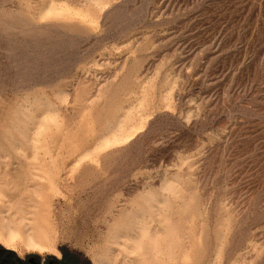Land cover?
Returning a JSON list of instances; mask_svg holds the SVG:
<instances>
[{"label": "rangeland", "instance_id": "rangeland-1", "mask_svg": "<svg viewBox=\"0 0 264 264\" xmlns=\"http://www.w3.org/2000/svg\"><path fill=\"white\" fill-rule=\"evenodd\" d=\"M0 248L264 264V0H0Z\"/></svg>", "mask_w": 264, "mask_h": 264}, {"label": "flooded vegetation", "instance_id": "flooded-vegetation-1", "mask_svg": "<svg viewBox=\"0 0 264 264\" xmlns=\"http://www.w3.org/2000/svg\"><path fill=\"white\" fill-rule=\"evenodd\" d=\"M70 264V261L67 262V260H64L62 263H57L54 260H39L36 258L35 262H32L29 259L25 260L24 262H19L16 263L13 258L9 255V253L5 252V251H0V264Z\"/></svg>", "mask_w": 264, "mask_h": 264}, {"label": "bare ground", "instance_id": "bare-ground-1", "mask_svg": "<svg viewBox=\"0 0 264 264\" xmlns=\"http://www.w3.org/2000/svg\"><path fill=\"white\" fill-rule=\"evenodd\" d=\"M123 238H124V239H127V237H123ZM154 241H155V240H154ZM154 241H153V242H154ZM122 242H123V240H122V241H121V240H117V241H115L114 243H117L118 245H121ZM155 244H156V243H155ZM166 244H167V243H166ZM168 244H169V243H168ZM159 246H160V245H159ZM165 246H166V245H165ZM168 246H169V245H168ZM153 247H155V245H153ZM158 248H159V247H158ZM156 249H157V248H156ZM160 249H161V248H160ZM165 249H166V248H165ZM153 250H154V248H153ZM153 250H152V251H153ZM155 251H156V250H155ZM169 252H170V251H169ZM150 255H151V254H150ZM156 255H157V254H156ZM157 256H159V255H157ZM155 257H156V256H155ZM155 257H154V258H155ZM144 258H145V257L143 256V259H144ZM156 258H157V257H156ZM107 259H108L107 257H104V258H103V260H105V261H108ZM101 264H103V263H101Z\"/></svg>", "mask_w": 264, "mask_h": 264}, {"label": "water", "instance_id": "water-1", "mask_svg": "<svg viewBox=\"0 0 264 264\" xmlns=\"http://www.w3.org/2000/svg\"><path fill=\"white\" fill-rule=\"evenodd\" d=\"M0 251H4V250L0 248ZM30 260H31L32 262H35V261H36V258H30Z\"/></svg>", "mask_w": 264, "mask_h": 264}, {"label": "clouds", "instance_id": "clouds-1", "mask_svg": "<svg viewBox=\"0 0 264 264\" xmlns=\"http://www.w3.org/2000/svg\"><path fill=\"white\" fill-rule=\"evenodd\" d=\"M41 251H43V250H41ZM56 255L59 256V253L57 252Z\"/></svg>", "mask_w": 264, "mask_h": 264}]
</instances>
